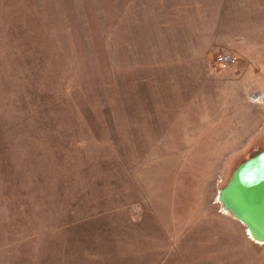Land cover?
Instances as JSON below:
<instances>
[{
    "label": "rangeland",
    "instance_id": "rangeland-1",
    "mask_svg": "<svg viewBox=\"0 0 264 264\" xmlns=\"http://www.w3.org/2000/svg\"><path fill=\"white\" fill-rule=\"evenodd\" d=\"M173 1L0 0V264H264L218 201L264 148V0L201 51Z\"/></svg>",
    "mask_w": 264,
    "mask_h": 264
},
{
    "label": "water",
    "instance_id": "water-1",
    "mask_svg": "<svg viewBox=\"0 0 264 264\" xmlns=\"http://www.w3.org/2000/svg\"><path fill=\"white\" fill-rule=\"evenodd\" d=\"M223 208L264 243V148L242 161L218 194Z\"/></svg>",
    "mask_w": 264,
    "mask_h": 264
},
{
    "label": "crops",
    "instance_id": "crops-1",
    "mask_svg": "<svg viewBox=\"0 0 264 264\" xmlns=\"http://www.w3.org/2000/svg\"><path fill=\"white\" fill-rule=\"evenodd\" d=\"M208 6L213 7L211 13H207ZM172 9H177L178 17L181 20L180 28H176V41L183 42L184 48L198 49V50H212V49H231L234 48L233 41L234 34L229 35L232 30L227 31V25L230 18V13L233 8L225 1H208L204 5L201 0H174L170 3ZM197 16L205 19L208 26H199ZM233 16V15H232ZM196 17V18H195ZM193 19V21H192ZM196 20V21H195ZM191 21V22H190ZM200 22V21H199ZM230 53V52H229ZM202 54V52H201Z\"/></svg>",
    "mask_w": 264,
    "mask_h": 264
},
{
    "label": "built area",
    "instance_id": "built-area-1",
    "mask_svg": "<svg viewBox=\"0 0 264 264\" xmlns=\"http://www.w3.org/2000/svg\"><path fill=\"white\" fill-rule=\"evenodd\" d=\"M236 61L237 58L229 52H221L215 58L216 64L221 68L230 67L231 65H234Z\"/></svg>",
    "mask_w": 264,
    "mask_h": 264
},
{
    "label": "bare ground",
    "instance_id": "bare-ground-1",
    "mask_svg": "<svg viewBox=\"0 0 264 264\" xmlns=\"http://www.w3.org/2000/svg\"><path fill=\"white\" fill-rule=\"evenodd\" d=\"M223 206V205H222ZM224 211H226V212H228L227 210H225V209H223ZM247 229V228H246ZM247 233L249 234V232L247 231ZM250 235V234H249ZM250 237H251V235H250ZM252 238V237H251ZM253 239V238H252ZM256 241V240H255Z\"/></svg>",
    "mask_w": 264,
    "mask_h": 264
},
{
    "label": "trees",
    "instance_id": "trees-1",
    "mask_svg": "<svg viewBox=\"0 0 264 264\" xmlns=\"http://www.w3.org/2000/svg\"><path fill=\"white\" fill-rule=\"evenodd\" d=\"M229 181V180H228ZM226 185V184H225Z\"/></svg>",
    "mask_w": 264,
    "mask_h": 264
}]
</instances>
